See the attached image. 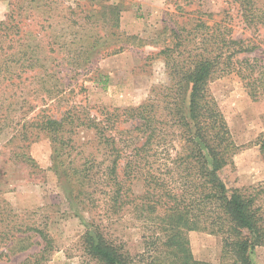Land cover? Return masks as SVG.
Here are the masks:
<instances>
[{
  "label": "rangeland",
  "instance_id": "obj_1",
  "mask_svg": "<svg viewBox=\"0 0 264 264\" xmlns=\"http://www.w3.org/2000/svg\"><path fill=\"white\" fill-rule=\"evenodd\" d=\"M236 15L226 0H0V264H22L40 251L43 242L29 227L54 240L45 264H100L85 251L83 236L92 221L111 243L132 255L146 252L145 232L129 215L109 219L104 203H94L102 194L92 201L79 195L80 174L74 170H83L87 159L105 157L93 141L96 131L71 121L76 115L102 119L106 108L149 104L156 127V91L170 84L160 52L175 45L173 29L191 30L199 19L208 26L226 22L236 39L253 38L256 50L246 56L264 62V30L244 28ZM209 89L238 147L225 174L228 186L264 183L258 145L264 97L251 98L235 74L215 78ZM44 115L67 118L61 134L67 141L41 130ZM138 124L116 127L134 130ZM116 136L128 139L125 133ZM152 148L149 156L156 152V137ZM150 161L156 174V155ZM133 188L143 192L141 183ZM13 235L16 240L9 241ZM187 236L196 260L230 263L219 236ZM252 260L264 264V245Z\"/></svg>",
  "mask_w": 264,
  "mask_h": 264
},
{
  "label": "trees",
  "instance_id": "obj_2",
  "mask_svg": "<svg viewBox=\"0 0 264 264\" xmlns=\"http://www.w3.org/2000/svg\"><path fill=\"white\" fill-rule=\"evenodd\" d=\"M226 1L236 8L244 28L264 30V0ZM173 34L175 45L160 52L169 67L170 84L159 94L156 91V127L149 104L106 108L102 119L76 115L71 121L77 128L96 131L93 141L105 157L87 159L83 170H74L80 174L79 195L92 201L102 194L94 203H104L109 219L129 215L134 226L145 232L146 252L132 255L108 241L101 225L92 221L83 236L85 251L100 264H213L194 258L187 238L194 231L219 236L223 258H231L229 264H254V251L264 245V183L228 186L225 174L234 167L238 147L209 86L215 78L235 74L250 97L260 99L264 62L246 56L256 50L254 39H236L223 21L208 26L199 19L195 28L173 29ZM130 121L139 124L134 130L118 131L116 124ZM66 123L65 117L44 115L38 126L64 142ZM123 133L128 139L116 136ZM155 137L156 152L149 156ZM258 145L264 158V134ZM155 155L156 174L149 169ZM136 183L142 184L141 194L134 191ZM86 187L90 192L84 191ZM29 229L39 235L43 247L22 264H45L54 252V240L43 229ZM11 240H16L15 235Z\"/></svg>",
  "mask_w": 264,
  "mask_h": 264
}]
</instances>
